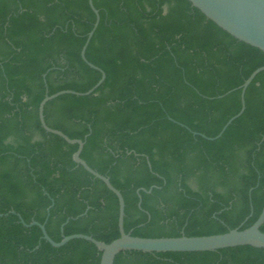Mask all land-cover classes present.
I'll list each match as a JSON object with an SVG mask.
<instances>
[{
	"label": "trees",
	"instance_id": "1",
	"mask_svg": "<svg viewBox=\"0 0 264 264\" xmlns=\"http://www.w3.org/2000/svg\"><path fill=\"white\" fill-rule=\"evenodd\" d=\"M92 3L100 19L85 58L105 81L90 96L48 102L47 126L85 142L81 159L123 196L125 233L249 228L264 208V71L219 139L199 135L216 137L239 113V88L264 67V53L187 0ZM95 20L88 0H0V264H100L94 245L52 247L17 215L44 225L54 242L119 238L116 196L73 162L77 145L46 133L38 119L46 95L85 93L100 80L81 58ZM114 264H264V250L126 251Z\"/></svg>",
	"mask_w": 264,
	"mask_h": 264
},
{
	"label": "water",
	"instance_id": "2",
	"mask_svg": "<svg viewBox=\"0 0 264 264\" xmlns=\"http://www.w3.org/2000/svg\"><path fill=\"white\" fill-rule=\"evenodd\" d=\"M192 7L198 9L208 20L213 22L216 26L224 32L238 40L239 42L250 45L261 50L264 53V0H187ZM88 4L94 13L96 20L92 30L88 33L85 44L81 50V58L83 62L91 69L98 71L101 75L97 84L85 93H78L74 91H60L53 95H46L38 106V119L42 129L48 133L58 136L69 145H77V150L74 152L73 162L82 167L93 178L101 181L106 188L112 192L118 200V231L119 238L106 244L98 241L95 238L84 235L74 234L63 237L60 242H54L47 234L45 226L37 222H32L26 225L21 217L17 215L21 223L26 226H37L41 230L42 239L49 243L52 247L60 248L72 240H83L94 245L101 253L100 264H114L116 256L126 251H136L148 254L155 253H195V252H214L227 248L250 246L257 249L264 250V233L260 231V227L264 223V208L262 209L257 220L247 229L240 230L239 228L229 230L224 234L187 237L182 235L175 238H141L132 236L131 233L124 231V216L125 203L123 196L119 190L114 188L110 183L109 178L99 174L88 166V164L81 159L80 155L83 150L85 142L79 139H70L64 133L58 130L51 129L47 126L44 118V108L46 104L60 96L73 95L77 97H85L94 94V91L105 81V73L95 65L89 63L85 58L86 48L99 24V13L94 8L92 0H88ZM264 71V67L256 69L249 78L239 88L241 90V109L238 114L232 117L222 128L220 133L214 138H208L204 135H199L202 138L215 141L219 139L224 131L232 124L234 120L239 118L245 110L244 95L247 87L260 72ZM150 167V165H149ZM144 193H150V190L141 189ZM140 198L139 191L137 192ZM140 205V204H139ZM12 214H15L12 212ZM84 213L83 215H85ZM16 215V214H15ZM83 215L77 217L80 218ZM2 216V215H0ZM76 218V219H77ZM67 220L61 228L68 222Z\"/></svg>",
	"mask_w": 264,
	"mask_h": 264
}]
</instances>
